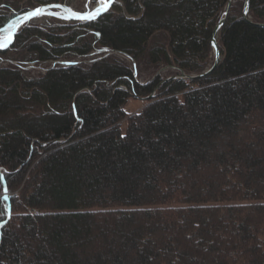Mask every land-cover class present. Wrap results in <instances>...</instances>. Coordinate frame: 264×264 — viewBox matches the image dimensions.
<instances>
[{
  "label": "trees",
  "instance_id": "trees-1",
  "mask_svg": "<svg viewBox=\"0 0 264 264\" xmlns=\"http://www.w3.org/2000/svg\"><path fill=\"white\" fill-rule=\"evenodd\" d=\"M22 1L0 0V29L65 5ZM228 1L116 0L17 31L2 57L111 55L38 78L0 68V264H264V0L246 15ZM225 12L216 68L190 78ZM115 54L175 75L138 82Z\"/></svg>",
  "mask_w": 264,
  "mask_h": 264
},
{
  "label": "rangeland",
  "instance_id": "rangeland-1",
  "mask_svg": "<svg viewBox=\"0 0 264 264\" xmlns=\"http://www.w3.org/2000/svg\"><path fill=\"white\" fill-rule=\"evenodd\" d=\"M64 1H65V5L68 6L72 11L77 12V13H81V14L86 12L87 10L92 9L98 3V0H93V2H90V0H64ZM234 1H237V0H232L231 2H234ZM31 5L32 6L35 5L34 0H23L22 2L19 3V7L23 6L26 8H30ZM86 5H87V7H86ZM51 12L57 13V11H51ZM20 18H18V19H20ZM18 19H16L12 24L6 25L7 27L4 26L2 29H0V39L7 35V33L10 31L12 25L14 23H16L18 21ZM54 19L62 20V19L55 18V17L48 16V15H41V16L36 17L34 20H32L30 23H28L24 26H28V27L49 26L54 22L53 21ZM260 25H262V24H260ZM10 54H12V53H10ZM110 55H111V53H108L106 55H101L100 51H94L83 59H72V60H69L68 62L60 60V61H56V62H52V63L49 62V63H44V64H42V63L36 64L34 62L26 63V62H22L21 58H16V60H15L11 56L10 57H2L0 55V68H6V67H10V66L15 67V68L19 69L24 74L25 77L38 78L39 76L44 75L48 69H50L51 67H53L55 65H58V66L59 65L60 66L67 65L68 66L74 62L75 63L77 62V63L81 64L82 66H88L92 62H95L96 60L100 59L101 57L110 56ZM115 56L117 58H119L120 60L128 63L133 69H135L136 80L138 82L152 81L155 78H161L162 80H166V79L173 78L175 75V69L174 68L163 67V66L147 67V66H143L142 64L138 65L136 67L134 65V63L130 62L128 59H126L122 55L115 54ZM212 58H213V62H214V53H212ZM142 108H143V102L142 101L131 99L128 101V103L125 106V112L127 114H135V113L139 112ZM125 128H126V125L123 124L121 127L122 133L125 132Z\"/></svg>",
  "mask_w": 264,
  "mask_h": 264
},
{
  "label": "water",
  "instance_id": "water-1",
  "mask_svg": "<svg viewBox=\"0 0 264 264\" xmlns=\"http://www.w3.org/2000/svg\"><path fill=\"white\" fill-rule=\"evenodd\" d=\"M116 0H112V3L110 5V7L107 9V11L112 7V5L115 3ZM231 1L232 0H229L228 1V6L227 8H229L230 4H231ZM248 5H249V0H247V2H245L244 0V7H243V14L246 15L247 12H248ZM37 8H43L44 9V12L41 14V15H47L48 13H50L49 16H52V17H55V18H59V19H62V20H65V21H75V22H89V21H93V20H79V19H76L75 17H72L70 15L69 12L65 11V9H69L70 11H72L68 6L66 5H61L60 7L58 8H52L50 7L49 5H46V6H40V7H37ZM36 9V8H35ZM34 9V10H35ZM32 10V11H34ZM94 10V9H92ZM92 10H87L86 12L82 13V14H85L89 11H92ZM31 11V12H32ZM51 11H57V13H53ZM105 11V12H107ZM105 12H103L102 14H104ZM246 13V14H245ZM101 14V15H102ZM226 14L227 12L224 13L223 17L219 20V22L217 23V25L214 27L213 31H212V34H211V45H212V50H213V53H214V62L212 64V66L208 69H206L203 73H201L200 75L198 76H195V77H190V78H196V77H203V76H206L208 74H210L217 66L218 62H219V53H218V49H217V43H216V37L219 33V30L221 29L223 23H224V20H225V17H226ZM39 15V16H41ZM100 15V16H101ZM26 16L27 14H25L24 16H22L20 19H18V21L16 23H14L10 29V31L7 33V35L3 38L0 39V43H3V41L5 40H8L9 41V44L7 47H4V48H0V51H4V50H7L11 44L13 43L14 41V37L17 33V31L24 25L30 23L32 20H34L36 17H33L31 19H26ZM38 17V16H37ZM99 17V16H98ZM97 17V18H98ZM96 18V19H97ZM259 26H262L264 27V25H260L258 24ZM7 27V26H6ZM181 78H186V76L184 74H181ZM153 98V96H150L148 99H151ZM7 197V193L6 191L4 192V198ZM6 199V198H5Z\"/></svg>",
  "mask_w": 264,
  "mask_h": 264
},
{
  "label": "snow or ice",
  "instance_id": "snow-or-ice-1",
  "mask_svg": "<svg viewBox=\"0 0 264 264\" xmlns=\"http://www.w3.org/2000/svg\"><path fill=\"white\" fill-rule=\"evenodd\" d=\"M90 2H93V0H90ZM98 2L101 6L96 7L94 10L89 11L85 14L70 11L69 9H65V11L69 12L72 17H75L76 19H79V20H95L103 12L107 11V9L110 7V5L112 3V0H98ZM245 2H247V0H245ZM49 6L52 8H58L61 5L51 4ZM86 7H87V5H86ZM43 12H44L43 8H36L34 11L27 13L26 19H31L33 17H37V16L41 15ZM8 44H9V41L5 40V41H3V43H0V48L7 47ZM0 215H2V213H0Z\"/></svg>",
  "mask_w": 264,
  "mask_h": 264
},
{
  "label": "bare ground",
  "instance_id": "bare-ground-1",
  "mask_svg": "<svg viewBox=\"0 0 264 264\" xmlns=\"http://www.w3.org/2000/svg\"><path fill=\"white\" fill-rule=\"evenodd\" d=\"M99 6H101L100 4H99V2L97 3V5L95 6V7H93L92 9H95L96 7H99ZM92 9H90V10H92ZM48 16L50 15V13H48L47 14ZM59 64V63H58ZM65 66V65H64Z\"/></svg>",
  "mask_w": 264,
  "mask_h": 264
}]
</instances>
